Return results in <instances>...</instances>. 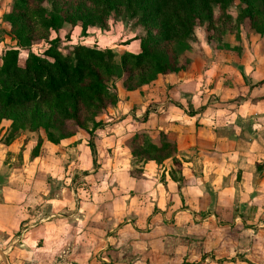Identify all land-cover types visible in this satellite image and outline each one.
I'll list each match as a JSON object with an SVG mask.
<instances>
[{"label": "rangeland", "instance_id": "1", "mask_svg": "<svg viewBox=\"0 0 264 264\" xmlns=\"http://www.w3.org/2000/svg\"><path fill=\"white\" fill-rule=\"evenodd\" d=\"M15 1L0 0V66L4 52L15 45V42L10 37V26L6 21V15L11 11ZM246 7L242 0H234L223 12L218 8H214V24L208 27V23H199L194 30L191 41L188 42L189 50L179 56V66L182 70L179 72L181 75H177L176 80L178 82L191 83L196 85V88L204 90L203 96L195 94L197 106L205 104L204 108L201 107V112L205 110L224 111L231 106H233V112L242 111L244 110L241 107L243 100L249 91L253 92L252 104L255 103V99H258L259 96L264 98V36L254 35L249 18H241L240 13L242 12L244 15ZM77 30L76 28V30L71 32L70 39L65 37L69 29L66 28L59 33L62 37V42L59 46L62 53L70 51L75 44L100 48L101 50L111 49L116 54L115 61L117 62L124 52L138 53L139 40L146 34L145 30L138 24L137 19L130 18L121 9L111 11L106 29H101L98 26L91 27L87 36H82L80 31L78 32ZM98 31H101L100 36H98ZM54 37V34H50L49 39ZM47 48L48 44L43 40H34L31 47L20 51L19 64L23 65L30 53L41 55ZM227 56H230V59L226 58ZM232 60V64L228 62ZM228 66H230L229 69H227ZM217 75L219 76L216 77ZM223 76L224 78H231L227 79L226 86L229 89L233 88L232 95L229 93L224 94L226 81H221L222 83L219 84L218 79ZM215 77L216 79H214ZM123 80L124 78L114 77L108 83L110 91L117 96L118 101L122 92L125 91L122 87ZM152 93L145 89L141 93V97L145 102H148ZM199 97L202 100L205 99V103ZM183 101H187L186 106L190 112V102L194 101L192 94H190V100L184 99ZM171 103L175 102L172 101ZM154 106L157 107V105L149 107H146V105L139 107L133 105L132 109L128 107L125 110L122 105L117 103L116 106L107 109L98 118V120H103V133L99 134L98 131L100 129L95 131L93 138L95 144L105 146V144L96 141V139H103L105 135H110V133L117 134L113 129L126 116L123 115L124 111V114L132 113L134 115L137 112L144 114L142 123H147L149 112L155 110ZM175 106L183 108L180 103H175ZM259 109L264 111V108L260 107ZM147 111L148 115H146ZM132 119L135 120V118ZM130 121H128L129 125L132 124ZM210 121L214 122V119L208 118L198 122V130L201 131L200 136L208 137L210 128L213 127ZM2 124L5 125H0V178H10L14 181L12 184L14 185L13 193H8L7 197L12 198L18 190H22V184L19 183V179L16 181L15 178H29L30 180L26 182V186L23 189L27 190L30 195L34 191L38 192L37 196L39 198L31 196L27 199L28 206L25 208H27L31 217L34 214L35 216L32 221H27L29 223L28 226H21L20 229L22 231L20 233L12 235L10 232H6V236L0 241V257L2 252L11 247L8 242L14 244L22 238L24 233L27 235L26 238L30 239L34 226H36L35 224L43 222V220H49L48 224L42 223L43 227H41V230L38 229L34 232V238L37 240L38 237H43L50 245L57 243L56 246L61 245L53 253L55 259H59L61 264H89V258H97L103 239L107 240V237L115 238L114 234H116L117 230L123 227L127 228V226H134L135 222H138L141 228L136 238L137 243L133 242L134 238L126 241L130 238L129 233H127L125 238L122 237V241L118 244L114 241V246L112 245L110 248L112 253H109L112 262L116 258L120 259L121 257L122 259L124 258V264H128L130 261L134 263L129 264H171L179 257H182V248L180 246L182 243L178 245L177 241H171L172 236L170 233L172 229L165 227L164 225L167 224L161 220L156 225L151 226L153 223L149 222V219L152 217L151 209L156 208L157 205L165 208L169 203V206H171L169 193L164 192L160 187V185L164 184L166 175L170 176L169 178L180 179L182 165L186 171L199 167L200 163L198 165V161L200 159L197 157L195 147L196 144H199L197 141L198 136L194 137V134L190 132L188 150H186V147L185 151L178 152L176 155L180 166H174L171 161L167 160L160 166L157 165L155 167V164H152V168L147 167V171L153 170L151 175L154 176L153 183H151V178L147 181L145 179L148 178H140L141 174L139 173L150 162H139L138 159L132 158L130 165L126 166V170H130L131 178H118L119 181L113 184L109 182L100 184L102 178L92 177V173L97 172L101 168V164L97 162L99 153L96 150V145L94 153L89 149L92 157V166L85 168V165H83L85 164L83 155L86 154L85 152L82 153L81 148L83 146L88 147L90 138L87 133L80 132L74 138L62 140L59 144L54 145L48 142L46 133L43 130L33 132L29 129H22L13 134L10 132V121H4ZM91 127L89 125V128ZM197 131L196 134L198 133ZM157 134L155 132L153 134L135 132L134 135L128 133L120 138V141L116 139V141L120 142V145L122 143V147L128 149V152L120 150L118 154L121 152L123 154L130 153L131 147H134L133 138L135 137L133 136L139 135V143H135L138 146L141 140L155 143ZM221 134H224L223 130H219L218 136H221ZM120 136V134H117V138ZM40 139L41 144L38 147L37 154H35L33 150ZM256 141L261 146H264L260 137H256ZM248 142L253 143L252 140ZM75 148L76 151H74ZM115 154H117V150L114 153L109 151L108 154L104 150L102 159L113 158ZM71 155L73 156L72 158ZM78 155H80V159L76 158ZM220 159L216 158V160ZM253 160L255 168L262 163V159L259 161L257 157H254ZM74 162L79 166L73 167ZM201 162L203 161L201 160ZM243 168V170L240 169V166L233 162L232 166L228 164L226 170L222 169L221 172L225 178H233V182L237 183V185L235 183L234 190H237L239 194H244L247 198L249 195L246 193V181L252 184L251 190L253 191L252 194H254L258 190L259 182L262 181L263 178L261 177L264 174L262 171L256 173L254 168L250 169L247 166ZM63 172L65 174L60 178L59 174ZM231 172H233L232 175H230ZM219 178H223V176ZM242 178L246 179V181L244 180L245 183L241 180ZM139 179L142 182L135 185V181ZM4 182L5 180L0 184V189L6 187ZM151 184L152 186L157 184L155 192L159 188L161 191L156 195H152L154 191ZM118 185L119 189L115 192L113 186L117 187ZM130 188H135L137 192L133 193ZM251 190L248 188L249 194H251ZM181 198H183L182 195ZM238 199L240 203L247 200ZM12 201L15 205L18 204L21 201L20 196L14 197ZM182 201L184 202V199ZM55 204L57 206L56 211L55 209L52 210ZM233 204L235 209L240 205L237 203ZM236 211L237 216H247L242 213L243 211H239L238 208ZM251 213L253 212L251 211ZM13 216L14 220H16L15 215ZM257 216H260L259 218L257 217L259 223H264V216L261 214ZM57 218L62 221L53 223L52 220ZM254 221H256V218ZM56 237H61L60 240L62 239L63 242H57ZM239 239L241 240V245L236 246L241 248L239 252H242L243 255H238V257L242 258L244 255H249L253 259V262L248 260L250 264H264V242L261 240V242L256 240H250L249 242L242 236ZM132 248H135L136 251V261H134L135 257L131 260V255H125L128 250H133ZM56 253L57 255H55ZM56 260L51 261L49 264H59ZM0 261V264H3L1 258Z\"/></svg>", "mask_w": 264, "mask_h": 264}, {"label": "crops", "instance_id": "2", "mask_svg": "<svg viewBox=\"0 0 264 264\" xmlns=\"http://www.w3.org/2000/svg\"><path fill=\"white\" fill-rule=\"evenodd\" d=\"M77 31L79 32V29ZM98 33V36H100L101 31H98ZM229 57L230 56H227L226 58ZM228 62L232 64L233 60ZM229 67L230 66H228L227 69H229ZM177 75H181V73L160 76V79H157V81H154L149 86L140 88L138 91L125 90L122 92L118 103L122 105V108H125V110L128 107L132 109L133 105L136 107L157 105V107L154 106L153 108H155V110L149 112L147 123H142L144 114L138 112L134 115L132 113L124 114V111L123 115L126 116H124L121 122L117 123L118 127L114 126L113 129L115 133L121 136L117 138V134L114 135L110 133V135H105L103 139H96V141H100L105 144V146L96 144V150L99 153H97L99 156L97 162L101 164V168H99L97 172L92 173V177L102 178V180L98 179L101 180L100 184H105V182L113 184L119 181L118 178H131L130 170H126V166H129V163L134 158L131 153L123 154L121 152L118 154L120 150L128 152V149L122 147V143L120 145L119 142L120 138L126 136L128 133L133 135L135 132L153 134L154 132L158 133L162 131L167 135L169 140L177 145L178 151L181 152L185 151L186 147V150H188V136L190 132H192L194 137L198 136L197 141L199 144H196L195 147L197 150V157L200 159L198 165L199 163L200 165L197 169L195 168L187 171L182 165L180 179L169 178L170 176L166 175L167 177L165 178L164 184L160 185V187L164 192L169 193V202L171 206H169L168 203V206L165 208H162L160 205H157L156 208H152V217L149 219V222H152L153 224H151V226H154L159 220L164 221V223L167 224L164 226L172 229L170 233L172 236L171 241H177L178 245L182 243L180 246L182 248L183 258L179 257L171 264H250L253 259L249 255H244L242 258L238 257V255L243 254L239 252L241 248H238L236 245H241V240L239 239L241 236L249 240V242L250 240L264 242V223H259L258 218L260 216H257L260 214L264 216V175L261 177L263 179L259 182L258 190L254 194H252L253 191L251 190L252 184L246 181L245 178L241 179L247 182L246 184L244 181L245 185H247L246 193L249 195L246 198L244 194H239L237 190H234L236 182H233V178H225L221 170H226V166L228 164L232 166L234 162L237 163L242 170L244 169L243 167L247 166L250 169L254 168L256 173L262 171L264 174V146H261V144L256 141V137H260L262 143H264V111L259 109L260 107L264 108V98L259 96L258 99H255V103L252 104L253 92L249 91L243 100V105L241 107L242 109L244 108V110L242 111L238 110V112H233V106H231L230 108L232 110L229 108L224 111L205 110L201 112L205 104L197 106L195 94L203 96L204 90L196 88V85H192L191 83L178 82L176 80ZM216 77L214 79H216ZM227 79L231 78H224L223 76L218 79V81L219 84L222 83L221 81H226L224 85L226 88L224 94L229 93L232 95L233 88L229 89L228 86H226ZM145 89L153 92L148 102H145L141 97V93H143ZM190 94H192L194 99V101L190 102V107L194 115H189L187 113L189 112L186 106L187 101H183L184 99L190 100ZM200 100L204 101V103L206 101L205 99ZM172 101L178 104L180 103L183 110L175 106V103H171ZM248 106L249 109L247 110ZM132 118H135V120ZM208 118L214 119V122L210 121L213 127L210 128L208 137H202L200 136L201 131L198 130L197 124L201 122V120ZM128 121L132 122L133 125H129ZM0 125L2 126L5 124ZM206 126H208V124H206ZM102 130L103 129H100L98 131L99 134L103 133ZM219 130H223L224 134L218 136ZM196 131L198 132L197 134ZM116 139L119 141H116ZM250 140H252L253 143H249L248 141ZM81 149L82 153L85 152L86 154L83 155L85 158H83L85 162L83 165H85V168H89L92 166V157L89 148L83 146ZM104 150L107 154L109 151L114 153L117 150L119 156L115 154L113 158L106 160L102 159ZM74 151H76V148ZM79 156L80 155L76 158L80 159ZM209 156H211V158H209ZM72 157L71 155V158ZM254 157L259 158V161L262 159V163H260L257 168L254 167ZM216 158L221 159L216 160ZM201 160L203 162H201ZM152 164L155 163H147L146 167L144 166L139 172L141 174L140 178H148L145 179L146 181L151 178V183L154 181V176H151L153 170L147 171L146 169H148V166L151 167ZM72 166L77 167L79 165H76L74 162ZM154 166L157 167L156 164ZM64 174L65 172L59 174V177L61 178ZM232 174L233 172L230 173V175ZM222 176L223 178H219ZM15 179L16 181L19 179V183L22 184V190H18L16 194H14V197L20 196L21 199L16 205L12 201L14 197H7L8 193H13L14 185L12 184L14 181L10 178H0V184L3 183L4 180V184H6V187L0 189V241L4 239L6 232H10L12 235L20 233L22 231V229H20L21 226H28L29 223L27 221H32L35 216L34 214V216L31 217L25 207L28 206L27 199L29 197L39 198L37 196L38 192L34 191L32 195H30L27 190L25 191L23 189L26 186V182L30 180L29 178ZM141 182L142 180L139 179L135 181V185ZM155 186H157V184L152 186L153 191L155 190ZM117 187L113 186L115 192L119 189V185ZM248 188H250L251 194H249L250 191H248ZM130 191L133 193L137 192L135 188H130ZM159 191H161L160 188L158 191L152 192V195H156ZM181 195L183 198H181ZM237 197L247 200L240 203ZM182 199H184V202ZM233 203L240 204L238 205L239 207H237L238 210L243 211L242 213L247 216L242 217L241 214V216H237V208H233ZM54 209L55 211L57 210L56 204L52 210ZM251 211L253 213H251ZM13 215L17 218L16 220H14ZM255 218L256 221H254ZM48 221L43 220V222L35 224L36 226H34L30 239H27V235L24 233L22 235L23 239H19L14 244L8 242V245H11V247L2 252V256L0 257L3 264H49L51 261L56 260L53 253H55V250L61 247V245L56 246L58 243L50 245L43 237H38L37 240L34 238V232L38 229L41 230V227H43L41 224H48ZM52 221L56 223L62 220L57 218ZM139 230H141L140 225H138V222H135L134 226H127V228L123 227L117 230L116 234H114L115 238L107 237V240L103 239L97 258H89V264H108L109 262H111L109 264H124V258L122 259L121 257L120 259L116 258L113 262L111 261L109 253H112V250H110V248L114 244V241H116L117 244L121 242L122 237L125 238L127 233L130 234V238L126 241H130L134 238L133 242L137 243L136 238L139 235ZM183 232L184 234H182ZM60 238L61 237H56V241L63 242ZM132 249L133 250H128L127 254H125L126 256L131 255V260H133V257L136 255L135 248ZM132 254H134V256H132ZM55 255H57V253ZM56 261L59 262L60 260L57 259ZM134 261H136V257ZM129 263L134 262L130 261ZM59 264H61V262H59Z\"/></svg>", "mask_w": 264, "mask_h": 264}, {"label": "trees", "instance_id": "3", "mask_svg": "<svg viewBox=\"0 0 264 264\" xmlns=\"http://www.w3.org/2000/svg\"><path fill=\"white\" fill-rule=\"evenodd\" d=\"M233 1L16 0L6 15L15 45L1 58L0 124L10 121L13 134L22 129L43 130L54 145L85 132L94 153L95 131L103 128V120L98 118L118 103L108 83L114 77L124 78L122 87L135 91L160 76L179 73V56L189 50L197 25L208 23L211 27L214 8L223 12ZM242 1L247 7L241 18H249L254 35L264 36V0ZM119 9L136 18L146 32L139 40L138 53L124 52L117 62L111 49L75 44L70 51L61 52V31L69 29L65 37L70 39L76 28L82 36H87L91 27L106 29L111 11ZM50 34L55 37L49 39ZM37 39L48 48L41 55L30 53L20 65V51ZM189 108L187 113L193 115ZM133 137L130 153L134 159L158 166L169 160L180 166L177 145L162 131L155 143L141 140L136 146L140 138ZM40 144L41 139L33 153L37 154Z\"/></svg>", "mask_w": 264, "mask_h": 264}]
</instances>
